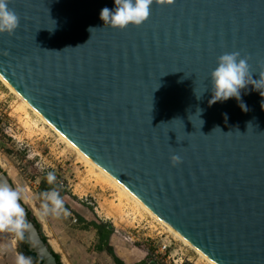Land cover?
I'll list each match as a JSON object with an SVG mask.
<instances>
[{
    "label": "water",
    "instance_id": "water-1",
    "mask_svg": "<svg viewBox=\"0 0 264 264\" xmlns=\"http://www.w3.org/2000/svg\"><path fill=\"white\" fill-rule=\"evenodd\" d=\"M105 6L10 0L19 24L0 33V75L215 264H264V97L241 90L247 112L235 98L209 105L210 90L196 97L225 53L246 57L254 80L264 72V0H155L123 30L103 25ZM0 183L14 187L1 167ZM21 204L28 250L57 264Z\"/></svg>",
    "mask_w": 264,
    "mask_h": 264
},
{
    "label": "rangeland",
    "instance_id": "rangeland-1",
    "mask_svg": "<svg viewBox=\"0 0 264 264\" xmlns=\"http://www.w3.org/2000/svg\"><path fill=\"white\" fill-rule=\"evenodd\" d=\"M17 105L16 96L0 82V167L14 187L21 189V200L40 223L48 243L60 246L61 255L79 263L85 260L86 264H101L103 254L95 249L94 233L73 221L79 210L90 211V218L112 226L115 237L120 238L123 245L120 254L127 262L134 263L140 256L147 259L158 241L169 235L182 244L192 262L209 264L147 213L124 199L118 201L112 186L95 178L89 167L48 126L29 109L23 113ZM49 172L54 173L55 181L65 183V188L58 185L64 191V211L59 216L40 218L38 212L44 202L41 193L46 191L41 188L40 181ZM0 236L5 240V245L0 246V261L14 264L7 256L11 255L7 253L10 244L7 242L12 241V249L18 252L17 241L7 232H0ZM179 243L176 245L180 246Z\"/></svg>",
    "mask_w": 264,
    "mask_h": 264
},
{
    "label": "clouds",
    "instance_id": "clouds-1",
    "mask_svg": "<svg viewBox=\"0 0 264 264\" xmlns=\"http://www.w3.org/2000/svg\"><path fill=\"white\" fill-rule=\"evenodd\" d=\"M9 3L10 0H0V33L12 35L18 27L19 17L8 7ZM154 3L155 0H113L111 9L107 6L101 8L99 18L104 26L120 30L129 26H139L149 17L150 7ZM93 29L95 28H89L88 31L91 33ZM248 85H252L253 90L264 97V72L259 73V79L254 80L246 57L240 58L238 52L225 53L217 58L216 66L210 72V87H205L199 96L195 95L199 99L206 90H210L209 105L235 98L241 110L247 112L248 108L241 100V90L246 89ZM262 106L264 99L261 100ZM201 112L202 110L197 108L194 116L199 118ZM170 161L176 165L180 163V158L172 155ZM45 179L46 183L51 185L56 177L54 173L49 172ZM41 197L44 202L41 203L38 212L40 218H47L49 215L59 216L64 211L63 200L55 189L42 192ZM31 227L21 204V189L8 183H0V232L12 234L15 241H24ZM14 264H33V261L31 257L17 252Z\"/></svg>",
    "mask_w": 264,
    "mask_h": 264
},
{
    "label": "bare ground",
    "instance_id": "bare-ground-1",
    "mask_svg": "<svg viewBox=\"0 0 264 264\" xmlns=\"http://www.w3.org/2000/svg\"><path fill=\"white\" fill-rule=\"evenodd\" d=\"M0 82L11 92L13 93L18 101V109H20L23 113H26V110H30L42 123L48 126L57 137L65 143L67 147L73 150L79 160H81L87 167H89L90 171L94 173L95 178L104 181L105 183L112 186L117 192L118 201L122 199L130 202L133 206H136L138 209H141L145 213H147L151 218H153L156 222H158L161 226H163L168 232H170L174 237L179 239L182 243L187 245L190 249H192L199 257L204 259L209 264H215L208 257H206L202 252L193 247L186 239H184L177 231L167 225L165 222L161 221L157 218L139 199H137L131 192H129L124 186H122L117 180H115L111 175H109L106 171H104L100 166L94 163L91 159H89L84 153H82L79 149H77L70 141H68L59 131H57L53 126H51L27 101H25L14 89L9 85L5 79L0 75ZM27 116V115H26ZM25 116V117H26ZM120 205V204H119Z\"/></svg>",
    "mask_w": 264,
    "mask_h": 264
},
{
    "label": "crops",
    "instance_id": "crops-1",
    "mask_svg": "<svg viewBox=\"0 0 264 264\" xmlns=\"http://www.w3.org/2000/svg\"><path fill=\"white\" fill-rule=\"evenodd\" d=\"M89 213H86L85 211H79V210H76V214L79 218H81L84 222H79L80 225H83V226H86L88 228L91 229V231L94 233L95 235V240L93 241V244L95 246V249L97 251V253H100V254H103V257H102V260H101V264H117V261L122 263V264H142L144 262V264H146V261L144 259V257L140 256L136 259V261H134V263H130L127 262V260L125 259V257L123 255L120 254V251L123 247V245H121L120 243V238L118 239L117 237H115V233L116 231L113 229L111 234L109 235V238L107 239V242H100L99 238H98V234H97V230L91 226L89 223H95V224H100V225H103L105 229H107L106 225L107 223H104V222H97L94 217L93 218H90V214L92 212L88 211ZM36 218V217H35ZM76 219V218H75ZM77 221V220H76ZM11 237V236H9ZM4 237L0 236V239H2ZM5 240L2 239L0 240V246L1 245H5ZM7 243H10L8 244V252L7 253H11V255H7L8 257H10V259L12 260V262H14V259H15V255L17 252H15L13 249H12V246H13V242L10 241V242H7ZM51 249L56 252L59 256H60V261L62 262V264H86V261H82L81 263H79V261H71L69 260L66 256L64 255H61L62 253V250L60 249V246H53L49 243ZM62 245V244H61ZM99 247V249H98ZM107 247H110L111 248V252L113 255L109 254L107 252ZM65 251H67L66 248H64ZM113 256L117 259L114 260ZM65 259H64V258ZM9 260V261H11ZM1 264H3V260L0 261Z\"/></svg>",
    "mask_w": 264,
    "mask_h": 264
},
{
    "label": "built area",
    "instance_id": "built-area-1",
    "mask_svg": "<svg viewBox=\"0 0 264 264\" xmlns=\"http://www.w3.org/2000/svg\"><path fill=\"white\" fill-rule=\"evenodd\" d=\"M54 183L61 188H65L63 180H56ZM73 221H76V219L74 218ZM129 240H132L131 236ZM177 242L179 243L172 236L165 235L164 239L158 241L155 250L147 255L148 257L145 259L146 264H196L187 255V250L181 247L182 244L180 245L179 243L180 246L176 245Z\"/></svg>",
    "mask_w": 264,
    "mask_h": 264
},
{
    "label": "trees",
    "instance_id": "trees-1",
    "mask_svg": "<svg viewBox=\"0 0 264 264\" xmlns=\"http://www.w3.org/2000/svg\"><path fill=\"white\" fill-rule=\"evenodd\" d=\"M45 178H46V175H43L41 177V181H40L41 188L43 190H46V191H48L50 189H55L59 193L60 197L62 198L64 191L62 189H60V187L56 183H52L51 185L46 183ZM30 213H31L30 210H28L27 214L30 215ZM76 220L79 222H84L78 216L76 217ZM32 222L35 224V226L38 230L41 229L40 223L38 222V220L34 216H32ZM89 224L97 230V234H98V238H99L100 242H107V239L109 238V235L111 234V232L113 230L112 226L107 224L106 225L107 229H105L104 226L100 225V224H95V223H89ZM40 235H41L42 240L44 242H46L47 241L46 236L42 232H40ZM98 249H99V247H98ZM17 251L20 253H23L25 256L31 257L33 264H41V261H39L35 257V255L31 251L28 250L25 241H17ZM107 252L109 254L113 255L110 247H107ZM51 253L55 257L57 264H62V262L60 261V256L56 252H54L52 249H51ZM113 258H114V260L117 261V259L114 256H113ZM117 264H122V263L117 261ZM142 264H144V262Z\"/></svg>",
    "mask_w": 264,
    "mask_h": 264
}]
</instances>
